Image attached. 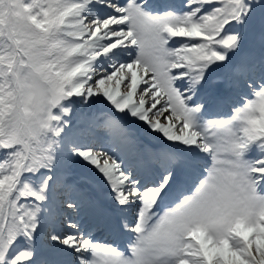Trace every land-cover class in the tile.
Segmentation results:
<instances>
[{"label":"snow or ice","instance_id":"1","mask_svg":"<svg viewBox=\"0 0 264 264\" xmlns=\"http://www.w3.org/2000/svg\"><path fill=\"white\" fill-rule=\"evenodd\" d=\"M0 264H264V0H0Z\"/></svg>","mask_w":264,"mask_h":264}]
</instances>
